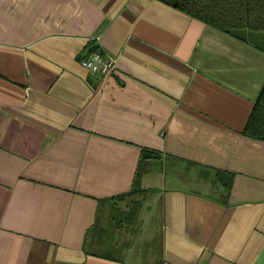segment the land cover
<instances>
[{
    "label": "crops",
    "instance_id": "obj_1",
    "mask_svg": "<svg viewBox=\"0 0 264 264\" xmlns=\"http://www.w3.org/2000/svg\"><path fill=\"white\" fill-rule=\"evenodd\" d=\"M263 87L262 34L163 0H0V264H264Z\"/></svg>",
    "mask_w": 264,
    "mask_h": 264
},
{
    "label": "trees",
    "instance_id": "obj_2",
    "mask_svg": "<svg viewBox=\"0 0 264 264\" xmlns=\"http://www.w3.org/2000/svg\"><path fill=\"white\" fill-rule=\"evenodd\" d=\"M174 8L181 10L191 17L196 18L206 24L220 28V30L234 34L242 30L250 32L264 33V0H163ZM250 120L244 130V135L264 141V87L254 105ZM149 158L148 152H143L141 162ZM142 174V166L137 172L138 178ZM216 180L221 182L225 189L229 190L232 186L233 174L231 172L217 170ZM138 185L117 200L139 193ZM126 212L115 209L112 219L119 218L117 226L122 223L132 224L138 211V202Z\"/></svg>",
    "mask_w": 264,
    "mask_h": 264
},
{
    "label": "built area",
    "instance_id": "obj_3",
    "mask_svg": "<svg viewBox=\"0 0 264 264\" xmlns=\"http://www.w3.org/2000/svg\"><path fill=\"white\" fill-rule=\"evenodd\" d=\"M81 64L89 71L100 75L111 74L116 66L115 59L105 57L100 51L91 52L81 60Z\"/></svg>",
    "mask_w": 264,
    "mask_h": 264
},
{
    "label": "rangeland",
    "instance_id": "obj_4",
    "mask_svg": "<svg viewBox=\"0 0 264 264\" xmlns=\"http://www.w3.org/2000/svg\"><path fill=\"white\" fill-rule=\"evenodd\" d=\"M260 34H262V36H264V33H260ZM137 198H138V196L132 195V196L127 197L124 202H118L117 204H120L123 208L127 207L128 209H131L135 205L134 203L136 202L135 200ZM118 220H119V218L117 216V219L114 221V225L115 226H117ZM127 225L133 226V227H137V225L133 224V223L132 224H127Z\"/></svg>",
    "mask_w": 264,
    "mask_h": 264
}]
</instances>
